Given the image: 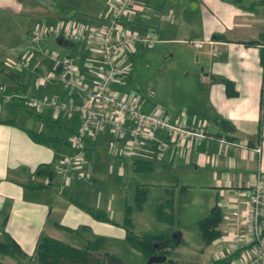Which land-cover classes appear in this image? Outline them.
Returning <instances> with one entry per match:
<instances>
[{
	"label": "crops",
	"instance_id": "crops-1",
	"mask_svg": "<svg viewBox=\"0 0 264 264\" xmlns=\"http://www.w3.org/2000/svg\"><path fill=\"white\" fill-rule=\"evenodd\" d=\"M76 1L0 0V26L4 23V28H0V63L3 61L6 66V87L12 94L76 99L67 95L55 80L41 82L39 68L45 67L41 63L50 62L45 73H56L58 67L41 55L42 49H32L28 43V31L35 21L43 20L51 25L58 21L69 22L84 31L97 27L99 16L113 3L112 0H93L95 12L90 7L73 12L71 3ZM262 11L260 0H135L132 10L120 20L123 27L139 33L154 32L158 38L155 45L174 43L199 51L196 60L201 71L198 74L186 72L178 104L169 103L166 94V101H157V106L143 102L140 109L160 110L172 122L199 124L212 138L178 140L155 129L141 148L128 153L127 140L116 139L103 128L85 139L86 158L78 171L85 172L89 178L77 179L75 171L66 172L68 181L63 183L61 175L53 173L48 183L43 174L37 173L38 167L57 163L69 155L70 150L67 146L50 147L33 142L26 131H34L33 118L41 120L33 110L22 108L21 102L17 103V108L12 102L11 109L0 105V240L11 237L27 256L32 254L36 240L42 235L72 246L94 240L97 237L90 233L93 225L97 226V232L122 230L123 240L121 225L126 194L132 193V209L139 212L149 189L150 181H137L132 185L127 182L126 178L135 172L144 179L156 178L149 183L160 187L161 196L154 208L167 209L170 216L173 214L172 196L177 189L200 191L204 200L196 201H205L203 208L207 213L217 205L221 212L220 236L207 247L222 245L224 252H228L230 212L243 204L257 174L264 173V64L260 62L264 43L258 41ZM55 40L62 53L61 57L56 54L58 59L70 58L81 80L91 85L96 79L98 55L77 43ZM193 40L215 42L216 53L211 54L207 44L193 47L190 43ZM249 41L258 42L247 44ZM140 48L143 47H138L136 52ZM48 50L45 52H53V49ZM25 57H29L27 64L31 67L28 69V66H17ZM224 80L232 83L234 96L226 95ZM126 86L122 80L111 89L139 103L134 95L128 94ZM14 109L20 113L14 115ZM39 115L57 119L73 130L78 126L75 112L64 114L44 109ZM16 120L24 125L17 124ZM220 120L227 121L232 131L222 132ZM60 135L65 140L69 136ZM248 137L253 139L249 142ZM137 158L153 163V170L134 171L132 162ZM86 208L104 212L109 221L94 219ZM104 241L105 238L103 245ZM219 254L217 252L216 256ZM16 263L11 257L0 256V264Z\"/></svg>",
	"mask_w": 264,
	"mask_h": 264
},
{
	"label": "built area",
	"instance_id": "built-area-1",
	"mask_svg": "<svg viewBox=\"0 0 264 264\" xmlns=\"http://www.w3.org/2000/svg\"><path fill=\"white\" fill-rule=\"evenodd\" d=\"M134 1L112 0L111 7L99 16L98 26L84 31L73 23L58 21L51 25L45 24L43 20L35 21L28 31V36L34 43L53 37L77 43L98 55L96 79L89 85L81 80L77 67L70 58L62 57L60 60L56 55L44 52L47 58L55 62L58 70L56 73L46 72L41 80L45 83L57 81L67 95L75 96L76 99L59 101L58 98L47 96H22L28 99L26 105L35 112L47 108L64 114L75 112L78 116L76 131L67 139L72 153L64 156L52 168L54 173L61 175L63 183L68 181V171H75L77 179L88 178L85 172L78 171L84 162V142L88 134L103 128L108 129L116 139L127 140L128 153L141 148L155 129L178 140L212 138L199 124L171 122L160 110L143 111L131 96H121L111 89L113 84L124 81L120 68L127 62L129 55L138 47L151 48L158 42L154 32L139 33L121 25L120 20L132 10ZM190 43L195 48L207 44L211 54L216 53L215 42L211 40H193ZM28 61L29 57L21 58L18 67ZM230 219L227 254L234 249H239V252L227 264H264V173L257 174L243 204L237 205L230 212ZM224 256L219 254L217 258Z\"/></svg>",
	"mask_w": 264,
	"mask_h": 264
},
{
	"label": "rangeland",
	"instance_id": "rangeland-1",
	"mask_svg": "<svg viewBox=\"0 0 264 264\" xmlns=\"http://www.w3.org/2000/svg\"><path fill=\"white\" fill-rule=\"evenodd\" d=\"M85 7H90L92 9L90 10L95 12V2L93 0H77L74 3H71L70 9L73 10V12H81ZM66 9L70 11L69 7H66ZM3 25L4 23L1 24L0 28H4ZM3 33L4 31L1 32V34ZM28 39V43H30L29 45L33 47L32 49H42L40 51L44 52L49 51L48 49H53L52 54H57L59 57H61V48L56 44L55 38L49 37L48 39L42 40L39 43H34L30 38ZM198 52L199 51L191 48L190 46L187 47V45L174 43L157 44L151 48L138 49L137 52L135 51L129 55L127 62L124 63L120 68V71L123 74L122 79L125 80L127 85L126 91L128 94L134 95L138 99L139 103H137V105L139 107L143 102H150L154 104V106H157V101H166V94L169 96V103L178 104L181 91L183 92L182 85H184L185 80L183 79L186 76V72L188 71L189 73L198 74L201 71L199 69L200 63H197L196 60ZM41 55L43 56V52H41ZM39 58L41 57L39 56ZM41 64H43L45 67L42 68V65L40 66L38 75L43 77L45 75V71L49 69L48 67L50 66V62L46 60V63L43 62ZM13 65H17V63H14ZM29 65L30 64H25L21 66V68H26L28 66V69L31 67V65ZM4 66L5 65H3L2 61L0 63V105L2 107L7 106L9 109H11L10 104L14 102L13 104H15L14 106L16 107L20 99L13 98V101L9 100L5 102L2 99L6 96L12 95L11 91H9L6 87L5 81H7L8 78L5 76L6 73L4 72V69H6V66ZM41 82L45 83L42 80ZM121 94L122 93H120V95ZM20 104L22 105V108L25 107L30 110V108L26 106L24 102H21ZM43 110H41V112ZM17 112L20 113L19 110L14 109V115ZM16 123L24 125V123L20 120ZM32 124L35 125H32V129L34 131H46L42 127L44 125L41 124V121H37L35 118H33ZM143 177V175L133 172L126 179L131 185L137 181L151 182L156 179L155 177H145V179ZM150 182H148L147 185L149 189L141 211L137 212L132 209V207H134L133 200L131 199L130 201L132 193L129 195L126 194V204L131 205V231L134 234H163L167 236H172L175 234V238H173L175 247L171 251L169 258L173 259L175 262H177V264H210L213 259L218 257L216 256L217 252H220V254L224 255L227 254V252H224L223 248H221L222 245H210L207 247L200 239L197 221L207 213L203 208L206 206V203H204L205 201L202 203L196 201V199L199 201L204 200V197L200 194V191H198L196 188L188 192H182V190L178 191V189L175 190V193L172 196V218L170 214H167V209L166 211H161L159 208L161 211L159 212L160 215L164 214L163 216L165 217L164 220L166 222L163 223L160 219H158V217H154V213H157V209L154 207L157 204V200L161 196L159 190L160 187L149 185ZM199 203L202 205L199 206ZM90 233L94 235V238L95 236L97 238L104 237L105 250L116 256H119L124 261V263L145 264V262L142 261L140 254L129 247L122 240V230L117 231L115 229L110 232H97V226L93 225L91 226ZM77 234H80V232ZM15 261L17 262L16 264H19L18 260ZM20 261H22L24 264H28L25 259H20Z\"/></svg>",
	"mask_w": 264,
	"mask_h": 264
},
{
	"label": "trees",
	"instance_id": "trees-1",
	"mask_svg": "<svg viewBox=\"0 0 264 264\" xmlns=\"http://www.w3.org/2000/svg\"><path fill=\"white\" fill-rule=\"evenodd\" d=\"M263 5V22L261 31L258 35V41L264 43V0H260ZM258 41H249L247 44H253ZM260 62L264 64V49L261 50ZM225 93L227 96H234L236 91L232 87L230 81L224 80ZM262 91V89H261ZM22 96L12 94L11 96H6L3 101H13V98L20 99L18 102H24L26 104L27 98L29 97H41V96ZM59 101H67L65 99H58ZM71 100V99H68ZM19 104H17L18 106ZM27 106V105H26ZM29 107V106H28ZM32 111L33 109L29 107ZM20 109H22L20 107ZM33 114L38 117L43 122L45 132L42 131H26L30 139L39 144H43L50 147L56 146H67L72 153V148L67 143V139L71 136L76 128H68L61 124L57 119L51 117H42L39 112L33 110ZM206 131V130H205ZM68 134L67 139L60 134ZM207 133V132H206ZM211 136V134L207 133ZM251 137H248V141H251ZM249 142L247 143L250 146ZM69 154V155H70ZM83 156L85 160V142L83 148ZM84 163V162H83ZM56 164V163H55ZM40 165L38 167L37 173L44 175L46 179L51 180L53 178L52 168L55 165ZM132 168L136 172L148 173L153 170L154 165L148 160L135 159L132 162ZM73 172V171H68ZM36 187V186H35ZM180 188H184L180 186ZM82 205L80 202H76ZM156 217L161 221H164V214L160 215L159 207L156 208ZM161 209V208H160ZM86 211L93 216L94 219L101 221H109L106 214L100 210H92L86 208ZM131 205H127L124 208V220L122 223L123 241L131 247L133 250L138 252L145 262L146 259L154 255H164L165 260L161 264H177L173 259L169 258L171 251L175 247V242L172 236H167L163 234H142L136 235L131 231V221H130ZM221 221V212L217 205H213L208 213L197 221V225L200 232V239L202 243L207 246L220 236L219 223ZM239 252V249H234L231 253L225 255L222 258L213 259L210 264H227L234 256ZM0 256H8L19 261V264H24L20 259L26 260L28 264H135V263H124V261L118 256L105 250L103 245V238L99 237L94 240H87L81 246H72L63 241L53 239L48 236H39L36 240L33 252L31 255L27 256L20 246L16 243L14 239L6 236L3 240H0Z\"/></svg>",
	"mask_w": 264,
	"mask_h": 264
},
{
	"label": "water",
	"instance_id": "water-1",
	"mask_svg": "<svg viewBox=\"0 0 264 264\" xmlns=\"http://www.w3.org/2000/svg\"><path fill=\"white\" fill-rule=\"evenodd\" d=\"M219 126L222 132H231L232 127L230 124L225 120H220ZM173 238H175V234L172 235ZM165 260L164 255H154L150 256L146 259L145 264H154V263H161Z\"/></svg>",
	"mask_w": 264,
	"mask_h": 264
}]
</instances>
